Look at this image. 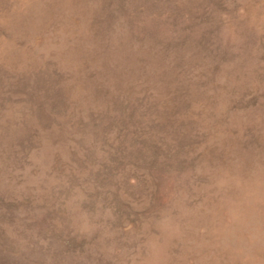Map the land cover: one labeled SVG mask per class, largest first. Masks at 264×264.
Returning <instances> with one entry per match:
<instances>
[{
	"label": "rangeland",
	"instance_id": "374dc122",
	"mask_svg": "<svg viewBox=\"0 0 264 264\" xmlns=\"http://www.w3.org/2000/svg\"><path fill=\"white\" fill-rule=\"evenodd\" d=\"M0 264H264V0H0Z\"/></svg>",
	"mask_w": 264,
	"mask_h": 264
}]
</instances>
